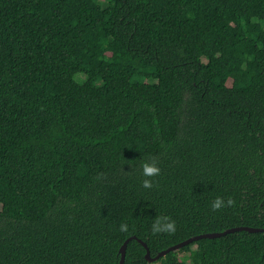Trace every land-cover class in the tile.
I'll return each mask as SVG.
<instances>
[{
  "label": "trees",
  "instance_id": "1",
  "mask_svg": "<svg viewBox=\"0 0 264 264\" xmlns=\"http://www.w3.org/2000/svg\"><path fill=\"white\" fill-rule=\"evenodd\" d=\"M236 227L264 229V0H0V264H264V232L139 241Z\"/></svg>",
  "mask_w": 264,
  "mask_h": 264
},
{
  "label": "clouds",
  "instance_id": "2",
  "mask_svg": "<svg viewBox=\"0 0 264 264\" xmlns=\"http://www.w3.org/2000/svg\"><path fill=\"white\" fill-rule=\"evenodd\" d=\"M143 175L145 177H155L160 173L159 167L155 164L144 162L142 165ZM143 186L145 188L152 187V181L149 179H145L143 181ZM234 204V201L229 199L227 203L221 197H217L211 204L213 211H219L226 206H231ZM129 225L127 223H121L119 230L121 232L128 231ZM176 231V222L172 220L170 217L157 218L156 221L152 224V232L154 234H159L161 232L166 233H174Z\"/></svg>",
  "mask_w": 264,
  "mask_h": 264
},
{
  "label": "water",
  "instance_id": "3",
  "mask_svg": "<svg viewBox=\"0 0 264 264\" xmlns=\"http://www.w3.org/2000/svg\"><path fill=\"white\" fill-rule=\"evenodd\" d=\"M238 231H248L250 233H259V232H264V229H260V228H251V227H236V228H232V229H228L226 231H223V232H216V233H206V234H202V235H199V236H195V237H192L182 243H179L175 246H172L170 248H168L167 250L159 253L156 257H152L151 256V252L147 246L146 243L142 242L141 240H139L143 246L146 248L147 250V253H146V258L149 262L151 263H154L156 261H158L161 257H164L166 256L169 252H174V251H177V250H180L181 248L195 242V241H198L200 239H215V238H220L222 236H225L227 234H230V233H234V232H238ZM133 239H136V237H131L129 238L121 247L120 249V254H121V261H120V264H124L125 263V259H126V253H127V248H128V244L131 240Z\"/></svg>",
  "mask_w": 264,
  "mask_h": 264
},
{
  "label": "rangeland",
  "instance_id": "4",
  "mask_svg": "<svg viewBox=\"0 0 264 264\" xmlns=\"http://www.w3.org/2000/svg\"><path fill=\"white\" fill-rule=\"evenodd\" d=\"M77 79H78L79 81L83 82L86 78H85V76H83V75H79V76L77 77Z\"/></svg>",
  "mask_w": 264,
  "mask_h": 264
}]
</instances>
